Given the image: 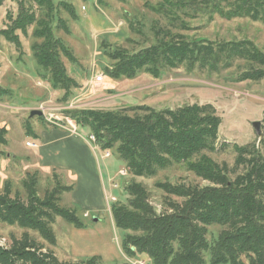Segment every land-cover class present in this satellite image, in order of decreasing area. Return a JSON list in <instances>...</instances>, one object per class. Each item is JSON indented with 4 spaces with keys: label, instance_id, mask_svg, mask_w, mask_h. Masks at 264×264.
<instances>
[{
    "label": "rangeland",
    "instance_id": "rangeland-1",
    "mask_svg": "<svg viewBox=\"0 0 264 264\" xmlns=\"http://www.w3.org/2000/svg\"><path fill=\"white\" fill-rule=\"evenodd\" d=\"M52 2L57 8L52 22L55 36L75 58L70 61L61 56L75 85L68 91L56 89L50 73L38 67L32 53V46L42 43L33 36L36 26L28 29L26 35L17 32L22 47L18 50L0 36V87L7 91L0 93V130H7V144H0V192L10 186L11 197L17 194L26 201L22 182L26 174L38 172V197L44 198L46 190L54 188L53 175L57 174L64 184L74 185L73 192L62 196V205L76 209L84 227L78 229L57 218L52 225L57 243L50 246L35 231L0 224V245L8 247L13 239L27 232L45 250L53 251L61 262L98 257V264H149L146 256L129 257L124 253L126 232L116 227L111 213L113 204H128L125 187L132 182L140 183L149 192L151 204L160 212L165 201L181 199L168 195L156 184L170 183L179 188L203 187L207 182L190 171L187 164H174L151 178L134 177L116 149L102 150L96 139L90 140L89 128L79 126L74 119L76 132H69L78 134L77 138L88 145L96 163L94 168L85 162L88 178L83 177L71 165L76 166V162L66 159L69 153L78 154L77 149L66 147V143L53 140L48 134L52 128L66 127L62 114L65 110L119 111L137 106L161 110L211 104L222 122L217 150L202 155L235 168L233 146L259 145L264 138V79L239 81V75L247 68L245 61L235 60L229 68L220 65L218 70L200 66L189 70L186 65L161 64L153 73L142 69L133 78L114 79L113 72L119 65L115 58L131 56L159 44L154 32L156 22L159 28L170 29L172 34L181 33L191 41L248 40L264 52V22L248 18L228 20L217 15L210 19L205 12L195 15L191 11H177V5L164 4L169 14L166 15L159 9L163 0ZM33 10L39 20L46 15L38 5H33ZM18 11L16 2L5 0L0 7V31L8 28ZM59 20L65 21L68 33L55 30ZM32 111H40L42 115L31 117ZM255 121L261 123L262 139L252 126ZM29 143L35 147H29ZM56 167L58 170L52 169ZM242 172L241 168L237 170V174ZM221 230L220 226H210L208 240L216 238Z\"/></svg>",
    "mask_w": 264,
    "mask_h": 264
},
{
    "label": "trees",
    "instance_id": "trees-1",
    "mask_svg": "<svg viewBox=\"0 0 264 264\" xmlns=\"http://www.w3.org/2000/svg\"><path fill=\"white\" fill-rule=\"evenodd\" d=\"M12 1L18 5L17 17L11 18L0 36L18 50L22 47L17 32L26 35L28 29L36 26L33 36L42 43L32 46L34 59L39 68L50 73L54 88L68 91L75 82L61 56L70 61L75 58L55 36L52 22L57 8L52 0ZM4 2L0 0V7ZM163 2L159 9L166 15L169 14L164 4L177 5V11H191L195 15L205 12L210 19L217 15L228 20L248 18L264 22V0ZM33 5L44 8L43 19L36 18ZM66 11L69 12V7ZM55 30L68 33L65 21L59 20ZM154 32L159 44L115 58L119 65L112 78H133L142 69L153 73L161 64L186 65L189 70L196 66L218 70L220 65L229 68L235 60H242L247 68L239 75V81L264 79V52L251 41H191L181 33L172 34L170 29L159 28L158 22L154 24ZM0 93L7 91L0 87ZM62 114L89 128L102 150L116 149L134 177L151 178L174 164H187L190 171L207 182L203 187L179 188L170 183L156 184L168 195L181 199L165 201L160 212L140 183L126 186L128 204H113L111 213L116 227L126 232L123 250L127 256H146L149 264H264V138L259 145H234L236 166L230 168L202 155L217 150L222 122L211 104L161 110L148 106L119 111L65 110ZM6 134V129L0 130L1 145L7 144ZM239 168L243 172L237 174ZM53 179L54 188L47 189L44 198L38 197V172L26 174L22 182L26 201L17 194L11 197L10 186L0 192V224L35 231L50 246L57 243L52 230L57 218L83 228L77 210L62 205V196L73 192L74 185L64 184L57 174ZM213 225L222 230L209 241L208 228ZM99 260L93 257L61 262L27 232L13 239L8 247L0 245V264H98Z\"/></svg>",
    "mask_w": 264,
    "mask_h": 264
},
{
    "label": "crops",
    "instance_id": "crops-1",
    "mask_svg": "<svg viewBox=\"0 0 264 264\" xmlns=\"http://www.w3.org/2000/svg\"><path fill=\"white\" fill-rule=\"evenodd\" d=\"M69 128H52V132L48 134V137H51L53 140H61L62 142L66 143L65 146H72L77 149L78 154L69 153L66 159H72L76 162V166L71 164L74 169H78L82 174L83 177L86 175L88 178V171L86 168V163H89L91 166L96 168V163L94 157L90 154L88 145L82 142L81 139L77 138L78 134H73L69 132ZM46 137V138H48ZM90 141V140H89ZM91 142V141H90ZM95 150V149H94ZM67 162H69L67 160ZM81 162H84V166L81 165ZM86 162V163H85ZM58 170V167L52 168ZM76 169V170H77Z\"/></svg>",
    "mask_w": 264,
    "mask_h": 264
},
{
    "label": "built area",
    "instance_id": "built-area-1",
    "mask_svg": "<svg viewBox=\"0 0 264 264\" xmlns=\"http://www.w3.org/2000/svg\"><path fill=\"white\" fill-rule=\"evenodd\" d=\"M101 76H102V75H101ZM99 78H100V80L102 81L103 76H102V77H99ZM63 119L66 120V121H65L66 127H67V128H70L71 130H70V129H69V130H70L71 132H76V129H77V128H76V125H75L74 120H72V118H70V117H65V116H64ZM58 126H59V125H58ZM61 126H62V127H61ZM61 126H60L61 128H65V125H61ZM91 139H92L93 141H95V138H94L93 136H91L90 140H91ZM28 146H29V147H33V148L35 147L34 144H30V143L28 144Z\"/></svg>",
    "mask_w": 264,
    "mask_h": 264
},
{
    "label": "water",
    "instance_id": "water-1",
    "mask_svg": "<svg viewBox=\"0 0 264 264\" xmlns=\"http://www.w3.org/2000/svg\"><path fill=\"white\" fill-rule=\"evenodd\" d=\"M35 115H42V113L40 111H32L30 116L34 117ZM253 128L256 130L257 135L259 136L260 139L263 138V133L261 130V123L259 121H255L252 123Z\"/></svg>",
    "mask_w": 264,
    "mask_h": 264
}]
</instances>
